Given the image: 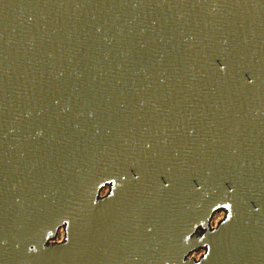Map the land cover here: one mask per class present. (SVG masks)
<instances>
[{
	"label": "water",
	"instance_id": "water-1",
	"mask_svg": "<svg viewBox=\"0 0 264 264\" xmlns=\"http://www.w3.org/2000/svg\"><path fill=\"white\" fill-rule=\"evenodd\" d=\"M0 264H264V0H0Z\"/></svg>",
	"mask_w": 264,
	"mask_h": 264
},
{
	"label": "rangeland",
	"instance_id": "rangeland-1",
	"mask_svg": "<svg viewBox=\"0 0 264 264\" xmlns=\"http://www.w3.org/2000/svg\"><path fill=\"white\" fill-rule=\"evenodd\" d=\"M106 192H107V186H104L99 190V195L102 196ZM222 215H223V211L221 209L215 210L212 213L210 220H209L210 226L213 227L217 223L219 218H221ZM62 233H63L62 227H59L57 230V233L55 234L53 238H51L50 241H59L62 238ZM200 252H201V249H198V250L188 253V256L196 258Z\"/></svg>",
	"mask_w": 264,
	"mask_h": 264
}]
</instances>
